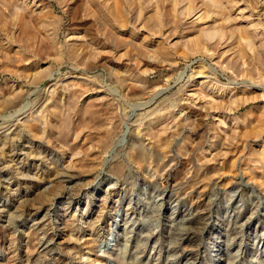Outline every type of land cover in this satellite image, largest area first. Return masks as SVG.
Segmentation results:
<instances>
[{"label":"rangeland","instance_id":"1","mask_svg":"<svg viewBox=\"0 0 264 264\" xmlns=\"http://www.w3.org/2000/svg\"><path fill=\"white\" fill-rule=\"evenodd\" d=\"M126 1L106 13L152 59H118L87 0H0V264H264V57L237 35L264 0Z\"/></svg>","mask_w":264,"mask_h":264},{"label":"bare ground","instance_id":"2","mask_svg":"<svg viewBox=\"0 0 264 264\" xmlns=\"http://www.w3.org/2000/svg\"><path fill=\"white\" fill-rule=\"evenodd\" d=\"M124 1H126V0H124ZM135 1V0H134ZM157 1H159V0H157ZM186 1H188V0H186ZM195 1V0H194ZM198 1V0H197ZM200 1V0H199ZM208 1V0H207ZM206 1V2H207ZM214 1V3H216V5L218 6H220L222 9L224 8L223 6H226V5H223V3H225V4H227V6H229L230 7V10H232V7H234V6H236V5H238V4H240V1H237V0H213ZM242 1V0H241ZM244 1V0H243ZM263 1V0H262ZM261 1V2H262ZM57 2L60 4V6H62L63 7V9H70V8H73V7H75V6H77L78 4H80V2H81V0H57ZM56 2V3H57ZM127 2V1H126ZM125 2V3H126ZM144 1H142V0H136L135 2H134V6H138V7H142L145 3H147V2H145V3H143ZM151 2H155V1H151ZM160 2V1H159ZM191 2V1H190ZM205 2V1H204ZM210 2H211V0H210ZM246 2H248V0L246 1ZM246 2H244L245 4H247ZM28 3H31V5L32 6H34V7H42L44 4H41L40 5V2H39V0H28ZM128 3V2H127ZM163 3H164V1H163ZM195 3V2H194ZM194 3H193V5H194ZM207 3H209V2H207ZM207 3H204V5H205V7L206 8H209V6H210V3H209V6L207 5ZM122 3L120 2V0H87V3L85 4V5H87V10L89 11L88 12V15L90 16V17H92V19L93 20H95V22H96V24H97V29H98V32L101 34V38L102 39H104V40H107L108 41V43H110V45L112 46V45H114V46H116V50H118L117 52V54L115 55L114 53H113V51L111 50L110 51V49L111 48H109V51H108V54H113V56L115 55V56H119L118 57V59H121V58H124L125 56H129V54L127 55L126 53H130V52H125L126 50H132V53H134V55H135V60L136 61H138V63H140L141 62V60L144 58H154V56H156V55H158L157 54V51L153 48V46H150V45H145L144 43H143V39H141V37H136L135 35H137V34H133L132 32H131V30L129 31V27H132V26H129V22L127 21V24H121L122 26L121 27H119L117 24H115L114 23V21L113 20H111L109 17H108V12L106 11V10H111V9H113V12H115V13H117V8H119V7H122L123 8V6H120ZM132 5H133V2L131 3ZM148 4V3H147ZM147 4H145V5H147ZM149 4H151L150 2H149ZM173 4V3H172ZM183 4H185V1H184V3ZM201 4V3H200ZM223 6H222V5ZM82 5H84V4H82ZM123 5V4H122ZM125 5V4H124ZM192 5V4H191ZM201 5H203V4H201ZM203 5V6H204ZM215 5V4H214ZM214 5H213V7H214ZM215 5V6H216ZM243 5V4H242ZM241 5V6H242ZM80 6V5H79ZM152 6V5H151ZM158 6H159V4H158ZM198 6V5H197ZM202 6V7H203ZM244 6V5H243ZM249 6H250V4H249ZM252 6V5H251ZM117 7V8H116ZM125 7V6H124ZM137 7V8H138ZM144 7V6H143ZM163 7V6H162ZM171 7H173V5L171 6ZM239 7V6H238ZM256 7H257V5H256ZM129 8V7H128ZM206 8H204V9H206ZM211 8V7H210ZM214 8H216V7H214ZM253 9H255V6L254 7H252ZM116 9V10H115ZM124 9V12H125V8H123ZM140 9V8H139ZM156 9V8H155ZM154 9V10H155ZM221 9V10H222ZM226 9H228V8H226ZM115 10V11H114ZM144 10V9H143ZM154 10H153V12H154ZM159 10V9H158ZM157 10V11H158ZM169 10V9H168ZM217 10H219V9H217ZM220 10V11H221ZM256 10V9H255ZM170 11V10H169ZM204 11V10H203ZM208 11V10H207ZM216 11V10H215ZM219 11V12H220ZM107 12V13H106ZM151 12V11H150ZM229 11H222V14H223V16L225 17L226 15H227V13H228ZM141 13V12H140ZM165 13V12H164ZM168 13V12H167ZM205 13L206 14H204V18H205V15H207L208 13L206 12V10H205ZM211 13H212V11H211ZM229 13H231V12H229ZM250 13V12H249ZM152 14V13H151ZM155 14V13H154ZM157 14V13H156ZM213 14H215V12L213 13ZM88 15H86V16H88ZM116 15V14H115ZM216 15V14H215ZM218 15V14H217ZM88 16V17H89ZM157 16H159V14H157ZM202 16V15H201ZM220 16H221V14H220ZM239 16V15H238ZM241 16V15H240ZM239 16V17H240ZM120 17V16H119ZM149 17V16H148ZM151 17V16H150ZM149 17V18H150ZM153 17H154V15H153ZM171 17V16H170ZM172 17H174V15L172 16ZM171 17V18H172ZM215 17H217V16H215ZM242 17V16H241ZM244 17L246 18L247 17V15H244ZM156 18V17H155ZM155 18H154V21H155ZM160 18H161V16H160ZM159 18V19H160ZM166 18H168V17H166ZM221 18V17H220ZM219 18V20L221 21V19ZM226 18V17H225ZM248 18H250V15H248ZM248 18L246 19V21H245V26H244V24H243V26H244V28L246 29V30H244V29H240V28H243V27H238L239 28V31L237 30V28L235 29V30H237V35H239V39L243 42V40L244 41H248L247 43V45H248V47L251 45V46H254L253 44H252V42H253V40H257V39H260V43H261V45L260 44H255V42H254V44L255 45H258L256 48L254 47V48H252L251 46H250V48L256 53V55L255 56H261V58L262 57H264V24L263 23H261V22H258V23H254V21H255V18H254V20L253 21H251L250 20V22H248ZM257 18V17H256ZM119 19V18H118ZM140 19V18H139ZM157 20H158V18H156ZM175 19V18H174ZM230 19V18H229ZM243 19V18H242ZM241 19V20H242ZM136 20V22H137V19H135ZM152 20H153V18H152ZM152 20H150L149 19V21L147 22V25H148V23H150V25H149V27H153L154 28V21H152ZM175 21V20H174ZM205 21H206V19H205ZM226 19H224V21L222 20V23L224 22V23H226ZM136 22H134V23H136ZM158 22V21H157ZM156 22V23H157ZM161 22V21H160ZM163 22V21H162ZM162 22L160 23V24H162ZM176 22V21H175ZM219 22V21H218ZM232 22V21H231ZM255 22H257V21H255ZM120 23H121V20H120ZM125 23V22H124ZM165 23V22H164ZM168 23V22H167ZM171 23V22H170ZM233 23V22H232ZM132 24V23H131ZM209 24V23H208ZM241 24V23H240ZM133 25V24H132ZM135 25V24H134ZM164 25V24H163ZM169 25V24H168ZM180 25V24H179ZM178 25V26H179ZM210 25V24H209ZM226 25V24H225ZM156 26V25H155ZM162 26V25H161ZM177 26V27H178ZM190 26V25H189ZM212 26V25H211ZM234 26H235V24H234ZM148 26H146V28H147ZM158 27H159V24H158ZM176 27V26H175ZM231 27V26H230ZM138 29H140V28H138ZM175 29V28H174ZM207 29V28H206ZM224 29V28H223ZM222 29V30H223ZM232 29V28H231ZM147 30V29H146ZM152 31L154 30V29H151ZM190 30V29H189ZM199 30V29H198ZM212 30H214L215 31V29H212ZM221 30V31H222ZM149 32H150V30H148ZM156 31V30H155ZM158 31H160V29L158 30ZM230 31V30H229ZM148 32V33H149ZM154 32V31H153ZM192 32V31H191ZM203 32V31H202ZM208 32V31H207ZM236 32V31H235ZM246 32H250L253 36H254V39H253V36L251 37L250 35H248V33H246ZM182 33H183V31H182ZM200 33H201V31H200ZM211 33V35H213V33L214 32H209L208 33V35ZM215 33H219V30H218V32H217V30L215 31ZM233 33V32H232ZM221 34V33H220ZM222 34H223V32H222ZM224 34H225V32H224ZM74 35V34H73ZM180 35V34H179ZM216 35V34H215ZM219 34H217L216 36H218ZM261 35V36H260ZM76 36V35H75ZM142 36V35H141ZM216 36H214V38L216 37ZM77 37H78V35H77ZM80 37H81V35H80ZM221 37V36H220ZM219 36H218V38H220ZM76 38V37H75ZM75 38H72V39H70V40H75V42H77V41H79V39H75ZM81 38H83V37H81ZM217 37H216V39H218ZM253 40H252V39ZM144 39H145V37H144ZM198 39H199V41H198ZM198 39H196L198 42H199V46L200 47H202V49H203V51L204 50H206V44L202 41V40H200V38H198ZM238 39V38H237ZM103 40V41H104ZM211 40V39H210ZM215 40V39H214ZM102 41V42H103ZM239 41V40H238ZM241 41L239 42V43H241ZM72 42H74V41H72ZM99 42H101V40L99 41ZM105 42V41H104ZM258 42V43H259ZM191 43H192V41H191ZM194 43V42H193ZM197 43V42H196ZM77 44V43H76ZM81 44V43H80ZM238 44V43H237ZM246 44V43H245ZM250 44V45H249ZM229 45V44H228ZM235 45V44H234ZM247 45H245V46H247ZM99 46V45H98ZM232 46V45H231ZM245 46H244V44L242 43V44H239L238 45V49H236V47H233V49L234 50H232V52H233V54H236L237 56H239L241 59L243 58H246L245 56H247L246 54L248 53V51H247V49L246 48H248V47H246L245 48ZM78 47V46H77ZM208 47V46H207ZM194 48V47H193ZM216 49V48H215ZM250 49V50H251ZM256 49V50H255ZM76 50H77V48H76ZM75 50V48H69L68 49V55H69V57L70 58H79V53H78V51H76ZM97 50V54L99 55V56H102L103 55V51H102V49L99 47L98 49H96ZM108 50V49H107ZM176 50V49H175ZM248 50H249V48H248ZM251 50V51H252ZM215 51V50H214ZM225 51V50H224ZM105 52V51H104ZM160 52V51H159ZM231 52V53H232ZM87 53V52H86ZM95 53V54H96ZM105 53H107V52H105ZM168 53V52H167ZM226 53V52H225ZM230 53V52H229ZM230 53V55H232ZM251 53H253V52H251ZM227 54V53H226ZM249 54V53H248ZM134 55H133V58H134ZM168 55V54H167ZM223 55V54H222ZM254 55V54H253ZM98 56V57H99ZM251 56V55H250ZM258 56V57H259ZM248 58V57H247ZM254 58V57H253ZM235 59H237L236 57H235ZM234 59V60H235ZM255 59H257L256 57H255ZM140 61V62H139ZM162 61V60H161ZM240 61V60H239ZM84 62L82 61V64H83ZM137 63V64H138ZM136 64V63H135ZM248 64L249 63H247V66H248ZM138 66H139V64H138ZM140 67V66H139ZM148 69V68H147ZM244 69V68H243ZM148 71V70H147ZM250 72V71H249ZM145 74V73H144ZM250 75V74H249ZM241 93V92H240ZM263 93V92H262ZM242 94V93H241ZM257 94V93H256ZM237 95H238V93H237ZM261 95V94H260ZM243 96V95H242ZM247 96V95H246ZM244 97V96H243ZM262 97H263V95H262ZM239 98V97H238ZM261 97H259V95L257 94V95H255V93H254V95L251 97V98H247V99H243L241 102H239V99H238V101H236L235 102V99L233 100V101H230L231 100V98H230V103L232 102V103H235L236 105H237V107H239L240 105H242L243 106V104H246V103H249V102H257L259 99H260ZM239 102V103H238ZM231 103V105H233ZM238 103V104H237ZM236 107V108H237ZM234 108V107H233ZM60 108H56L55 109V112H54V114H55V116H56V118H58V117H60ZM96 117V116H95ZM96 119V118H95ZM58 121H59V119H58ZM97 121V120H96ZM109 121V120H108ZM193 121V120H192ZM64 122V121H63ZM98 122V121H97ZM99 123H101V122H99ZM107 123V122H106ZM102 125H103V123H101ZM100 124V125H101ZM101 125V126H102ZM100 126V127H101ZM106 126H108L107 124H104V128H106ZM258 126L260 127V128H262V130H264V116H263V119L262 120H260L259 122H258ZM257 131V130H256ZM142 153V152H141ZM140 154V153H139ZM143 154V153H142ZM138 155V154H137ZM144 155V154H143ZM136 157V156H135ZM138 157H139V155H138ZM137 157V158H138ZM141 159H142V155H141ZM145 161V160H144ZM166 161H165V159L162 161V164L159 166V167H162L164 164H166L165 163ZM165 166V165H164ZM163 166V167H164ZM162 167V168H163ZM160 169V168H159ZM58 176H59V174H57ZM60 177V176H59ZM64 179H66V180H71V177L70 176H67V175H64V176H62ZM237 224V223H236ZM237 226V225H236ZM201 227V226H200ZM201 229V228H200ZM230 250V249H229ZM228 255V254H227ZM225 260V259H224ZM224 260L223 259H220V262L222 261V262H224ZM215 263V262H214ZM226 264V263H225ZM228 264H234L233 262H228Z\"/></svg>","mask_w":264,"mask_h":264}]
</instances>
